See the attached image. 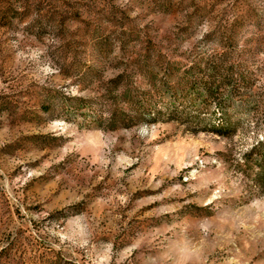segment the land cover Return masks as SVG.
<instances>
[{
  "label": "rangeland",
  "instance_id": "rangeland-1",
  "mask_svg": "<svg viewBox=\"0 0 264 264\" xmlns=\"http://www.w3.org/2000/svg\"><path fill=\"white\" fill-rule=\"evenodd\" d=\"M0 264H264V0H0Z\"/></svg>",
  "mask_w": 264,
  "mask_h": 264
},
{
  "label": "trees",
  "instance_id": "trees-1",
  "mask_svg": "<svg viewBox=\"0 0 264 264\" xmlns=\"http://www.w3.org/2000/svg\"><path fill=\"white\" fill-rule=\"evenodd\" d=\"M195 83L196 97L191 99L192 101L189 103V106H184L183 102L180 103L179 106L182 107L183 111L180 112L183 114L180 118H184L183 120L186 122L199 124L196 126H200L199 129L204 132L209 131L225 137L232 135L237 127L229 119L228 112L231 108V103L225 101L224 91L231 85L232 90L229 92V95L233 96L234 93L240 92L241 85L244 83L238 79H233L231 68L217 61L206 63L205 69ZM213 105L220 112L213 114L215 115L214 123H205L206 119L202 115ZM176 108L178 110V107Z\"/></svg>",
  "mask_w": 264,
  "mask_h": 264
}]
</instances>
